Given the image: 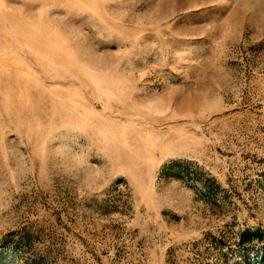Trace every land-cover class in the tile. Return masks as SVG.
<instances>
[{
	"label": "rangeland",
	"instance_id": "obj_1",
	"mask_svg": "<svg viewBox=\"0 0 264 264\" xmlns=\"http://www.w3.org/2000/svg\"><path fill=\"white\" fill-rule=\"evenodd\" d=\"M0 264H264V0H0Z\"/></svg>",
	"mask_w": 264,
	"mask_h": 264
}]
</instances>
